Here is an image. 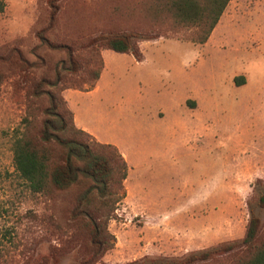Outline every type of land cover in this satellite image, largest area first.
I'll return each mask as SVG.
<instances>
[{"label":"rangeland","instance_id":"obj_1","mask_svg":"<svg viewBox=\"0 0 264 264\" xmlns=\"http://www.w3.org/2000/svg\"><path fill=\"white\" fill-rule=\"evenodd\" d=\"M48 1L0 0V264H23L30 254L53 263L52 253L54 264H73L87 242L68 241L62 225L74 191L32 193L12 161L14 129L29 119L35 134L48 101L21 85L8 54L41 60L36 78L65 57L36 34L47 25ZM163 3L61 0L45 36L58 44L128 35L139 54L102 48L97 82L61 92L74 124L113 144L129 167L103 263L163 264L215 248L199 264H228L220 248L244 249L251 213L264 239V0H231L203 43L195 41L202 29L176 21ZM92 58L84 51L82 65L92 67ZM238 76L246 83L236 84Z\"/></svg>","mask_w":264,"mask_h":264},{"label":"trees","instance_id":"obj_2","mask_svg":"<svg viewBox=\"0 0 264 264\" xmlns=\"http://www.w3.org/2000/svg\"><path fill=\"white\" fill-rule=\"evenodd\" d=\"M60 1H48L47 25L36 33L40 43L65 52L63 59L49 67L51 74L45 68L38 78L34 77V69L41 68L43 62L29 61L16 49L7 56L17 66L21 85L30 84L29 94L45 96L48 101L35 134L28 132L29 119L22 122V127L14 129L12 161L14 169L32 193L45 196L52 191H74L62 225L68 241L81 236L87 242L78 247L79 256L73 264H104L102 257L114 245L106 225L116 217L117 205L125 196L123 182L128 173V163L113 144L90 138L85 130L74 124L72 112L61 92L67 88L85 90L86 82L89 90L97 82L104 67L99 52L102 48L139 54L128 35L98 34L86 41L51 43L45 33L53 25ZM162 1L176 21L202 29V35L195 41L203 43L230 0ZM84 51L97 58V61L92 58V67L82 65ZM83 73L89 74L87 81L81 79ZM69 76H75L77 82L67 81ZM234 81L240 85L245 79L238 76ZM260 201L264 203V194ZM258 230L259 219L251 213L241 240L244 249H237L236 244L220 248L230 257L228 264H264V239L258 240ZM213 252H216L215 248L164 261L163 264L204 263L211 259ZM57 255L52 253V263L48 255L30 254L23 264H54ZM151 262L161 264L156 259Z\"/></svg>","mask_w":264,"mask_h":264},{"label":"crops","instance_id":"obj_3","mask_svg":"<svg viewBox=\"0 0 264 264\" xmlns=\"http://www.w3.org/2000/svg\"><path fill=\"white\" fill-rule=\"evenodd\" d=\"M233 5H231V0L228 2V4H227V6H226V8H225V10H224V13L227 11V8L228 9H232L233 7H232ZM244 79H245V77H244ZM244 83H246V79H245V81H244ZM243 83V84H244ZM128 174H129V167H128Z\"/></svg>","mask_w":264,"mask_h":264}]
</instances>
